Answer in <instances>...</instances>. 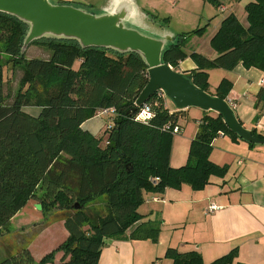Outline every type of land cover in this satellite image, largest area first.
Segmentation results:
<instances>
[{
  "label": "trees",
  "instance_id": "16d2710c",
  "mask_svg": "<svg viewBox=\"0 0 264 264\" xmlns=\"http://www.w3.org/2000/svg\"><path fill=\"white\" fill-rule=\"evenodd\" d=\"M208 1L219 5L218 0ZM243 8L246 24L229 13L212 34L209 42L215 57L190 51L196 67L183 75L196 87L208 92L210 66L231 70L241 63L264 71V0H249ZM206 26L175 35L163 49L162 62L176 68L188 56L183 49L188 37L202 36ZM26 28L17 17L0 12V54L12 56L21 65L20 86L27 87L12 102H5V63L0 62V235L11 231V218L40 187L46 205L58 204L63 210L57 219L63 220L68 236L38 261L26 244L2 257L0 264H98L107 237L128 231L132 239H158L157 220H143L137 210L144 199L141 193L163 192L184 183L192 189L203 188L209 176L222 177L227 171L209 158L214 138L218 134L242 138L225 125L220 113H205L190 139L185 164L170 166L173 132L161 127L174 126L183 108L170 112L165 94L155 92L147 100L154 115L146 122L135 120L136 99L149 79L137 53L86 49L71 39L41 38L31 44L45 47L50 56L26 58L20 52ZM38 84L42 91L37 90ZM231 85L223 78L213 95L225 100ZM31 90L36 92L34 100ZM28 104L40 107L39 113L24 111L22 107ZM107 107L114 112L107 117L106 130L112 129L103 142L82 123ZM251 132L264 138V134ZM153 177H158L156 183L150 180ZM235 254L232 250L204 263L197 250L168 248L165 257L171 264H232Z\"/></svg>",
  "mask_w": 264,
  "mask_h": 264
},
{
  "label": "crops",
  "instance_id": "0c3cea01",
  "mask_svg": "<svg viewBox=\"0 0 264 264\" xmlns=\"http://www.w3.org/2000/svg\"><path fill=\"white\" fill-rule=\"evenodd\" d=\"M106 1L105 3L102 2V6L106 4ZM218 1L219 5L214 6L215 8L222 12L229 8L228 13L223 15L221 21L226 15L233 13L239 19L238 21L246 24V12L243 7L239 8L236 4L239 0H228L231 3L228 8L223 0ZM56 2L74 5L81 3L76 0H56ZM236 12H239L238 15H236ZM206 24L208 26L209 22ZM158 27L161 28L159 24ZM216 30L212 34L216 33ZM212 34H210L209 41ZM194 51H198V49H194ZM215 56L216 52L213 50L212 55L207 57L213 58ZM184 60L189 61L187 67L182 65ZM184 60L178 61L176 68H172L186 74L196 67V64L190 58ZM233 69H237L244 82L238 85L236 93L230 91L225 100L232 99L234 101L235 107L232 112H234L241 125L250 131L253 130L258 135L259 133L264 134V71L254 67L245 68L241 63ZM253 85L256 87V91L252 98L248 90ZM241 88L242 91L240 92ZM208 93L213 95L215 89L214 92H211L208 87ZM166 106L170 112L179 109L175 104L172 106L173 108H169L167 104ZM259 108H261L260 114L257 113ZM186 109L187 107L182 109L179 119L175 123L180 127L177 131L179 133L184 130L180 123L186 118ZM202 110L205 112L204 109ZM205 113L212 116L218 114L215 110H207ZM97 116L100 115L93 117ZM93 117L84 121L82 127L95 135L91 127H84L86 122ZM200 118L201 116H196L193 119L188 134L190 139L196 133V125H198ZM105 119L107 120V117ZM188 122L186 120L184 123ZM220 135L224 134H218L217 136ZM214 141L215 139L212 141V151H210L209 158L217 165L226 166L227 171L224 176H209L208 183L199 191H194L188 184L184 183L177 189H167L166 194L159 193L160 197L158 195L152 196L154 203H161L162 218H167V215L172 217V214H165L164 210H184V230L188 224L192 223L195 226L193 233L183 234L180 243L186 242L184 245L173 247L172 241H168V248H176L182 252L197 250L198 253L200 252L204 263H209L235 250L236 254L232 264H264V143L250 142L242 138L234 140L236 145L226 144L223 149L213 150ZM170 166L179 167L180 165L170 164ZM154 197H157V199H154ZM210 203L216 204L218 209L209 212L207 208ZM17 214L18 212L11 218L10 225L13 229H15L14 217ZM143 216V220H158L156 219L157 215L156 217ZM162 218L159 217V230H161L163 224ZM23 219L24 217L16 219V224L28 222L27 224L31 226L32 223H35L32 222L30 216L25 218V221ZM62 222V219L49 222V225L42 227L30 240L27 248L36 261L49 252L51 248H56L68 236ZM172 224L174 228L176 224H182V221L174 220ZM24 227H26L25 231H28L26 224H24ZM60 238L63 239L58 242ZM53 242L54 244H52ZM136 243L134 239L128 236L127 232L107 237L100 252L98 264H134ZM171 263L172 260L170 259L169 264Z\"/></svg>",
  "mask_w": 264,
  "mask_h": 264
},
{
  "label": "rangeland",
  "instance_id": "374dc122",
  "mask_svg": "<svg viewBox=\"0 0 264 264\" xmlns=\"http://www.w3.org/2000/svg\"><path fill=\"white\" fill-rule=\"evenodd\" d=\"M56 1V0H52ZM58 1V0H57ZM77 2H81L80 4H75L77 6L84 7L85 9L91 11H99L105 3L106 0H76ZM100 1V3H98ZM135 6L137 10V16L142 18V24L139 25V29L149 33L150 35H157L159 32L167 31L174 33L175 35L180 34L182 32H190L194 30L196 27L204 26L209 22L208 26L205 28V33L201 37H188V42L185 46L187 57L190 58V51H194V49H198V53L203 54V56L212 55V51L214 50L210 46L209 37L210 34L220 24L224 14L228 13V7H230L231 3L228 0H223L226 3L227 10L222 12L218 8H215L214 5L208 0H134ZM248 0H239L236 4L239 8L244 7V4ZM102 3V4H101ZM105 6V5H104ZM238 8V9H239ZM239 12H236L238 15ZM165 18L166 21H165ZM132 24V23H131ZM130 24V25H131ZM158 24L161 28L158 27ZM132 26H137V24H132ZM162 30V31H161ZM201 38V39H199ZM50 51L41 45L31 44L25 51L24 56L26 58H48ZM183 59V60H184ZM190 60H192L190 58ZM182 61V60H181ZM185 61V62H184ZM182 65L183 67H187L189 65L188 60H184ZM0 62L5 63L2 70H4L6 77L3 81V95L4 100L7 103L13 101L15 94L21 90H25V85L20 86V80L23 77V69H21V65L14 63V58L9 56L8 54L1 53L0 54ZM242 65V64H241ZM243 66V65H242ZM244 67V66H243ZM208 83L209 90L214 92L216 86L219 85L220 81L225 77L232 81L231 88L229 90L232 93H236L238 90V85L241 84L243 78L238 73L237 69H224L218 66H210L208 69ZM259 80V79H257ZM39 91L43 90L42 84H38ZM29 91V90H28ZM242 88L240 89V92ZM250 96L253 98L255 95L256 87L253 85L249 90ZM228 92V93H229ZM35 91L31 90L32 99H35ZM255 99V98H254ZM165 102L169 108H173V102L171 99L165 94ZM24 111L30 112L32 114H38L40 111V107L34 105H26L22 107ZM186 118L182 122L184 123L186 120L188 123H180V126L184 129L182 133L174 132L172 134L171 143H170V155L169 162L173 165H181L186 162V158L188 155L190 138L188 136L190 126L192 125L193 119L197 117H202L205 112L202 109H198V107H187L186 109ZM208 114V113H207ZM106 117H93L88 122H86L85 126L91 127V130L94 131L95 136L101 137L103 142L108 136V130L110 131V127L107 129ZM110 123V122H109ZM114 124V123H113ZM215 141L213 143V150L223 149L226 144H233L234 140L230 138L228 134L217 136L214 138ZM247 142V141H245ZM248 143V142H247ZM261 144V143H260ZM259 145V144H257ZM212 151V149H211ZM177 189L175 187H167L162 193L166 194L167 189ZM201 189H194V191H199ZM35 197H31L28 199L26 203H24L23 207L18 210V214L14 217V228H10L11 231L8 233H4L0 235V259L9 253L15 252V250L20 249L30 242V240L37 234V229L42 225H49V222L57 219L59 217L60 207L58 204L55 206H47L46 198H44V193L37 187L35 189ZM161 192H153V191H143L144 200L139 204L137 210L139 213L145 215L146 217H156L158 219L154 222V225L158 227L159 225V217L162 218L161 203H154L152 201L153 195H158L160 197ZM100 198V197H99ZM98 198V199H99ZM40 204V208L37 207L36 204ZM101 204V203H100ZM103 208L108 206L105 201H102ZM154 209V210H151ZM167 218L163 219V224L161 226V230H159L158 239H140L135 238L134 241L136 243V252L134 255V264H169L170 258L165 257L166 250L169 247L168 241H172L173 247L182 246L185 243H180V240L183 234L193 233L195 226L191 223L188 224L186 229L184 230L183 222H184V210H164ZM170 211V212H169ZM30 216L32 220V225L27 224L28 222L22 224H16V219L24 217L27 218ZM23 219V221H25ZM182 221V224H176L173 228V221ZM24 224L28 227V231ZM12 226V225H11ZM128 232V231H127ZM61 233V231H59ZM63 238H60L58 242H61ZM64 241V240H63ZM62 241V242H63ZM180 243V244H179ZM54 244V242L52 243ZM158 253V254H157ZM158 257V258H156Z\"/></svg>",
  "mask_w": 264,
  "mask_h": 264
},
{
  "label": "water",
  "instance_id": "95a60500",
  "mask_svg": "<svg viewBox=\"0 0 264 264\" xmlns=\"http://www.w3.org/2000/svg\"><path fill=\"white\" fill-rule=\"evenodd\" d=\"M135 4L134 0H107L105 6L95 12L52 0H0V12L17 17L27 25L21 55L34 40L41 38L71 39L86 49L101 47L112 52L137 53L149 73L136 99L137 105L162 90L177 108L196 106L205 111L215 110L240 138L264 143V138L254 136L241 125L226 100L196 87L189 77L162 62L163 49L174 40L175 34L161 30L157 35H150L141 30L142 18L137 16ZM36 205L40 208V204Z\"/></svg>",
  "mask_w": 264,
  "mask_h": 264
},
{
  "label": "built area",
  "instance_id": "2783aa9c",
  "mask_svg": "<svg viewBox=\"0 0 264 264\" xmlns=\"http://www.w3.org/2000/svg\"><path fill=\"white\" fill-rule=\"evenodd\" d=\"M158 92V95H163L164 92L162 90H158L156 91ZM227 104L229 105V107L231 108V110L235 107V103L232 99H227L226 100ZM114 109L112 107H107V108H102L100 110H98L97 115H100L102 117H109L113 114ZM154 115V112L151 108L150 103H147V101H144L141 105H139V109L137 111V113L134 115L135 120L137 121H141L142 122H146L148 119H150L151 116ZM179 125L175 124L174 126H171L170 124H164L161 128L163 130H170L172 132H177L179 130L180 127H178ZM158 178V177H157ZM156 177L151 178L150 180L154 183H156L157 180ZM154 199H157V197H154ZM218 209V206L216 204L210 203L208 205L207 210L209 212H213L215 210Z\"/></svg>",
  "mask_w": 264,
  "mask_h": 264
}]
</instances>
